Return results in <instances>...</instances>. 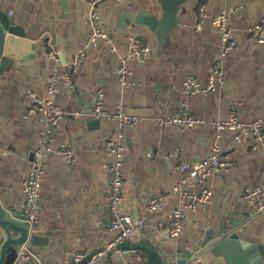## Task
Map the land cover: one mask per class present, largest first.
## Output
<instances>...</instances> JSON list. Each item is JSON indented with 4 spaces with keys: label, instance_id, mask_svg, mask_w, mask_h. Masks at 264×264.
<instances>
[{
    "label": "crops",
    "instance_id": "crops-1",
    "mask_svg": "<svg viewBox=\"0 0 264 264\" xmlns=\"http://www.w3.org/2000/svg\"><path fill=\"white\" fill-rule=\"evenodd\" d=\"M88 2L0 0V8L35 41L37 53L10 64L0 75V200L5 207L15 215L20 211L22 181L39 143L41 123L37 114L25 116V95L34 91L46 96L53 71L58 74L52 95L55 107L89 110L96 90L101 89L106 110L122 106L140 117L121 129L116 120L86 114L58 120L45 154L41 208L28 241L29 255L40 264H62L74 252H96L111 238L105 215L110 176L106 164L112 160L105 144L110 139L124 145L122 199L117 210L142 216L145 222L141 232L129 238L135 253L99 257L93 264H148L146 248L135 244L144 238L154 244L164 264H173L179 257L192 264H228L210 249L198 252L210 230L214 236L235 229L240 239L264 247V210H256L242 198L245 187L264 182V144L254 147L249 136L234 142L233 130H223L218 138L222 154L232 165L192 187L199 190L209 183L211 196L207 203L185 209L180 233H167L169 214L179 203L176 197L157 211L145 212L149 197L168 192L185 174L182 163L203 160L211 153L215 133L207 124L180 128L158 124L155 117L178 112L187 75L205 86L220 53L219 31L211 18L222 10L237 43L222 63V82L190 96L189 112L203 120L224 118L232 111L243 121L264 115V41L249 39L247 31L264 17V0H188L162 44L146 26L125 18L139 9L159 14L158 0H101L97 8L109 41L98 38L79 55L90 33ZM131 34L148 45L149 52L143 61L129 60V83L123 85L118 68L129 51ZM51 52L58 55V62L48 55ZM61 144L72 148L71 162L58 153Z\"/></svg>",
    "mask_w": 264,
    "mask_h": 264
},
{
    "label": "built area",
    "instance_id": "built-area-1",
    "mask_svg": "<svg viewBox=\"0 0 264 264\" xmlns=\"http://www.w3.org/2000/svg\"><path fill=\"white\" fill-rule=\"evenodd\" d=\"M99 1L101 0H89L88 2L87 18L90 33L86 44L79 50V55L84 54L86 47L94 45L98 38L109 41V37L102 30L101 18L97 8ZM199 11V16L202 17L203 5L200 6ZM211 22L216 25L219 31L220 53L218 60L212 65L208 73L205 86H201L198 78L194 75H187L183 81V99L180 102L178 112L160 114L155 117V121L158 124L176 125L180 128L190 127L195 123H205L215 133L211 153L205 159L192 163H182L180 168L185 171V174L171 189L168 192L151 196L147 200L145 212L151 213L159 210L172 197L178 199V205L169 214L170 227L167 229V233L171 236H175L181 232L185 209H194L200 204L207 203L210 199L211 187L209 183L202 185L199 190H195L192 187L207 179L211 174L223 169L225 170L232 165V161L222 154L218 143V138L223 130L229 129L234 131V142L240 141L244 136H249L253 140L254 147L264 144V115L243 121L232 111L224 118L203 120L192 117L189 112L190 96L200 91L213 90L222 82V63L226 55L237 43L230 34V28L227 25V15L224 10L213 16ZM195 25L199 26V21ZM247 31L249 39H253L259 43L263 42L264 17L251 24ZM128 39L129 51L125 57H121L118 68L119 79L123 85L129 83V79L127 78L131 73L129 60L143 61L149 52L148 45L143 43L138 36L131 34L128 35ZM110 50L114 51L115 47L111 46ZM48 55L57 62L60 60L54 52L48 53ZM63 77L64 79H68L69 76L64 75ZM57 78V72L53 71L49 77L46 96L40 97L34 91H28L25 95L27 104L25 116L32 113L37 114L38 120L41 123V129L39 132V143L33 151L29 169L22 181V205L20 211L16 214L28 226L27 238L19 248V256L23 259H29V254H27L28 241L35 230V223L41 208L40 190L44 172L45 154L50 149L52 131L58 120L62 117L86 114L91 117L116 120L119 129L124 124H134L140 120L139 116L127 113L122 106L117 107L113 112L106 110L103 106V91L101 89L96 90L94 102L89 110L83 111L79 108L67 110L55 107L52 95L55 91L54 84ZM123 149L124 145L119 140L110 139L105 144V152L112 157V160L106 164L110 176L105 207V215L108 219V230L111 232V238L104 247L96 252L89 255L83 252H74L65 258L62 264H93L99 257L111 254H133L136 252L135 246L126 245L125 247L123 244L135 231L142 228L145 218L142 216L133 217L131 214H122L117 210V205L122 199ZM57 151L63 155L67 162H71L74 159V152L68 145H59ZM242 198L248 203L254 204L256 210L263 211L264 182L251 187H245L242 190Z\"/></svg>",
    "mask_w": 264,
    "mask_h": 264
},
{
    "label": "water",
    "instance_id": "water-1",
    "mask_svg": "<svg viewBox=\"0 0 264 264\" xmlns=\"http://www.w3.org/2000/svg\"><path fill=\"white\" fill-rule=\"evenodd\" d=\"M186 1L188 0H158L159 14L139 9L129 11L125 18L136 25L146 26L162 44L169 32L176 26L177 14ZM36 54L35 41L27 38L24 28L10 19L7 13L0 8V75L10 64L33 58ZM138 231L141 232V229L135 231L134 234ZM210 232L211 230L202 239L198 252L210 249L214 255H222L228 264H264V247L240 239L235 229L214 236H211ZM27 235V224L5 207L0 200V264H40L31 255L29 259H22L19 256V248ZM34 239L33 236L31 240ZM144 239L135 244L146 248L145 258L148 264H164L154 244ZM126 244L132 245L129 239L123 245ZM186 263L187 258L179 257L175 258L173 264Z\"/></svg>",
    "mask_w": 264,
    "mask_h": 264
}]
</instances>
